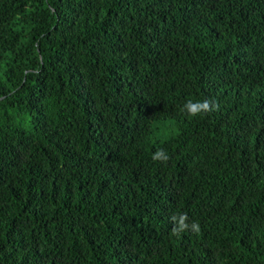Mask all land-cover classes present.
Wrapping results in <instances>:
<instances>
[{"label": "trees", "instance_id": "obj_1", "mask_svg": "<svg viewBox=\"0 0 264 264\" xmlns=\"http://www.w3.org/2000/svg\"><path fill=\"white\" fill-rule=\"evenodd\" d=\"M0 264H264V0H0Z\"/></svg>", "mask_w": 264, "mask_h": 264}, {"label": "clouds", "instance_id": "obj_2", "mask_svg": "<svg viewBox=\"0 0 264 264\" xmlns=\"http://www.w3.org/2000/svg\"><path fill=\"white\" fill-rule=\"evenodd\" d=\"M218 110V105L209 99L203 100H186L180 108V111L186 114L190 118H195L198 116H203L212 111ZM153 161L166 162L169 160V155L163 148H158L152 154ZM173 227L171 229V234L173 236H179L180 234L191 231L193 233L200 232V224L198 221H189L187 213L180 212L175 213L170 217Z\"/></svg>", "mask_w": 264, "mask_h": 264}, {"label": "rangeland", "instance_id": "obj_3", "mask_svg": "<svg viewBox=\"0 0 264 264\" xmlns=\"http://www.w3.org/2000/svg\"><path fill=\"white\" fill-rule=\"evenodd\" d=\"M165 125L169 126L170 124H165ZM168 129H169V128H166V127L163 128V130L166 131L165 133H168V132H169Z\"/></svg>", "mask_w": 264, "mask_h": 264}]
</instances>
